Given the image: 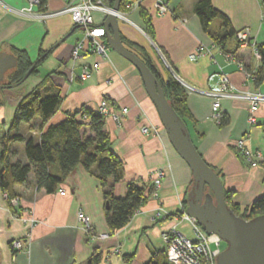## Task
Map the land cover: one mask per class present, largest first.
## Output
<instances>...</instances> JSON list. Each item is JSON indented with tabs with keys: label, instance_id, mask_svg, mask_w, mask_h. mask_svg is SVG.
<instances>
[{
	"label": "crops",
	"instance_id": "0c3cea01",
	"mask_svg": "<svg viewBox=\"0 0 264 264\" xmlns=\"http://www.w3.org/2000/svg\"><path fill=\"white\" fill-rule=\"evenodd\" d=\"M102 1L113 6L112 0ZM199 1L127 0L121 11L125 17L118 18L124 46L131 50L126 43H133L145 48L164 76L163 67L166 66L184 86L205 90L209 87L210 75L222 70L238 90L264 93V82L255 86L236 63L227 61L219 50L213 52V57L207 55L194 62L189 60V55L199 45L211 47L213 36L221 33L222 23L218 19L210 23L208 32L203 30L194 12ZM69 2L48 0L46 9L59 11ZM157 2L166 4L169 13L160 15L155 6ZM211 2L228 17L235 31L249 28L252 41L264 43L262 0ZM5 4L20 8L25 2L0 0V53L15 56V51L22 50L33 64L42 51L49 54L35 75L0 92V153L2 137L9 132L18 103L25 94L39 87L45 95L59 94L62 98L59 110L46 127L60 123L67 113H74L81 107L96 111L103 100L108 102L111 112L128 110L120 124L111 117L104 119L111 148L125 170L124 179L114 185L116 197L125 195L130 182L145 185L147 190L153 187L151 174L154 171L164 170L165 176L157 196L149 195L130 222L114 234H110L105 216L106 188L81 164L54 193L39 189L31 172L26 184L15 187L17 207L10 205L0 188L2 264H87L95 250L101 254L99 264H145L154 252L166 249L162 238L164 232L176 228L185 234V229H190L192 236L188 237L194 238L190 223L176 215L186 212L183 203L193 185L191 170L171 145L137 69L112 50L107 59L84 55L74 61L71 53L83 38V31L75 27L71 15L40 23L8 13ZM146 17L151 22L153 39L145 31ZM94 20L101 25L104 16L95 12ZM225 47L235 51L249 71L257 70L260 60L254 56L252 47H239L234 39L228 40ZM94 62L99 63V69L89 79H79L82 68ZM186 103L191 116L185 123L194 145L205 162L220 175L225 190L233 191V202L244 209L264 194V168L261 163L257 167L249 166L236 143L247 134L250 148L264 157V105L257 112L256 124L249 126V102L223 99L221 112L226 124L221 126L212 119L211 97L188 92ZM40 124L38 118L27 124L28 134L24 136H32L38 141ZM143 125L155 126L158 133L143 134ZM16 153L12 162L27 163L26 156L21 159ZM1 168L0 162V171ZM80 210L89 219L90 234L78 220ZM31 218L35 220L34 224L29 223ZM91 234L108 237L92 239ZM13 240L25 241V248L14 252L10 247Z\"/></svg>",
	"mask_w": 264,
	"mask_h": 264
},
{
	"label": "trees",
	"instance_id": "16d2710c",
	"mask_svg": "<svg viewBox=\"0 0 264 264\" xmlns=\"http://www.w3.org/2000/svg\"><path fill=\"white\" fill-rule=\"evenodd\" d=\"M48 0H42V9H46ZM127 0H122L120 11L124 10ZM264 3V0H262ZM114 0L111 4L113 5ZM199 17L204 31H209L210 23L218 19L221 21L220 35H214V44L226 50L225 44L228 40H235L236 32L228 17L215 9L211 0H201L194 8ZM144 16H146L144 14ZM76 27V26H75ZM78 28V27H77ZM145 31L153 39L151 22L146 17ZM123 44L125 43L121 36ZM127 46L147 65L156 76L162 86L164 95L177 115L184 121L190 118L187 107V89L182 85L166 66L163 67L164 76L155 65L154 60L148 51L133 43H126ZM238 45V44H237ZM260 53V64L253 74V83L259 86L264 82V43L256 44ZM48 52H41L38 61L33 64L29 55L22 50L15 51L17 64L6 72L2 84L11 86L22 81L24 75L30 71V76L37 73V68L48 56ZM3 92V90L1 91ZM62 98L59 94H43L37 87L25 94L15 111V115L6 133L1 140L0 162V188L8 197H16L15 187L26 184L31 172L35 175L36 185L47 193H54L65 181L66 177L81 164L86 170L91 171L99 180L104 192L105 216L110 234L124 228L132 219L134 214L146 202V199L153 192V187L147 190L145 185H138L135 182L127 184L126 193L122 197L114 195V185L121 182L125 176L123 162L113 152L108 133L104 128V117L96 111L81 107L74 113H67L66 118L58 124H51L46 127L50 119L59 110ZM86 114L89 122L83 120ZM35 118L40 119L38 127L40 132L39 140L34 137H25L19 132L22 123L30 124ZM222 118L220 125H225ZM33 130V127H30ZM14 142L24 143L27 163L20 161L12 162L17 155L11 150ZM264 168V162L261 163ZM219 175V174H218ZM220 177V175H219ZM233 191L225 190V200L233 212L246 220L264 214V194L255 199L249 206L241 209L232 200ZM187 208V201L183 203ZM184 212L176 214L181 217ZM101 254L96 250L88 259L87 264H99ZM0 264H2V249L0 247ZM145 264H170L166 250H159L152 254L150 260Z\"/></svg>",
	"mask_w": 264,
	"mask_h": 264
},
{
	"label": "built area",
	"instance_id": "2783aa9c",
	"mask_svg": "<svg viewBox=\"0 0 264 264\" xmlns=\"http://www.w3.org/2000/svg\"><path fill=\"white\" fill-rule=\"evenodd\" d=\"M25 4L20 8H15L9 5H4L8 13L17 17L25 18L31 21L46 23L49 19L59 17L65 14L71 15L76 27L83 31V38L79 40L73 47L71 58L76 61L84 55H95L102 59H107L111 48L107 42L106 32L103 25H98L94 20V13L99 12L106 17L114 13L118 18H124L125 15L119 11L114 12L111 6L105 5L102 0H70L68 5L59 11H48L42 9V0H24ZM157 12L160 15L169 13V8L162 2L156 3ZM264 19V15H263ZM185 22V21H183ZM235 42L239 47H252L253 54L257 59H260V53L257 50L256 44L252 41L249 28H243L236 32ZM219 50L224 58L229 62L236 63L240 71H242L247 80L253 81V74L246 68L245 61L239 57L235 51H225L222 47L212 45L207 47L199 45L196 50L189 55L190 61H197L202 56H214L213 52ZM99 69V63L94 62L91 66H84L79 75V79H89ZM188 92H195L200 95L208 96L213 99L212 119L219 123L223 118L221 112V101L223 99H238L249 102L248 124L253 126L257 122V112L260 106L264 105V93L259 91H240L230 81L228 75L222 70L219 73L210 75L209 87L205 90L197 89L192 86H185ZM96 112L104 117H111L117 124L121 123L124 115L127 114L126 108L120 112H111L106 100L101 101ZM83 120L90 121L88 115H83ZM143 134L158 133V129L153 125H143L141 127ZM237 149L241 152L245 162L251 167H257L264 162V157L259 151H253L249 146V135L245 134L236 143ZM165 176L164 170H157L151 174L153 182L152 196H157V190L161 186V180ZM4 198L9 201L10 205L17 207L18 198H9L4 194ZM182 219L188 221L191 225L194 238H189L176 228H172L162 234V238L166 245V255L170 264H216L214 256L211 252V245H219L222 241L216 235H208L197 221L187 215L184 211ZM78 220L85 227L88 234L91 232L89 219L87 215L80 210L78 212ZM27 220H25L26 222ZM30 224H34L33 218L28 220ZM108 235H93L92 239L103 240ZM25 241L13 240L10 243L11 249L16 252L25 248Z\"/></svg>",
	"mask_w": 264,
	"mask_h": 264
},
{
	"label": "water",
	"instance_id": "95a60500",
	"mask_svg": "<svg viewBox=\"0 0 264 264\" xmlns=\"http://www.w3.org/2000/svg\"><path fill=\"white\" fill-rule=\"evenodd\" d=\"M121 2L114 1V12L120 11ZM118 21L117 15L111 13L102 23L107 42L112 51L129 61L139 72L171 145L191 170L193 185L187 197L186 213L208 235H216L226 243V248L216 256L215 263L264 264V214L246 220L229 208L219 175L198 152L186 123L167 101L156 76L133 51L124 46ZM16 64L15 56L0 53V92L18 86L30 76L28 71L20 83L3 85L6 72Z\"/></svg>",
	"mask_w": 264,
	"mask_h": 264
},
{
	"label": "rangeland",
	"instance_id": "374dc122",
	"mask_svg": "<svg viewBox=\"0 0 264 264\" xmlns=\"http://www.w3.org/2000/svg\"><path fill=\"white\" fill-rule=\"evenodd\" d=\"M1 128V125H0ZM19 132L23 135L28 134V125L25 123H22L19 127ZM12 150H15L16 152H18V156L21 159H24L25 157V153H24V144L21 142H14L12 145ZM184 231V230H183ZM185 235L191 237V231L190 229H185ZM184 234V233H183ZM226 248V243L224 241H222L219 245L216 244H212L211 245V252L214 256V259L216 258V256L218 255L219 252H221L223 249Z\"/></svg>",
	"mask_w": 264,
	"mask_h": 264
}]
</instances>
